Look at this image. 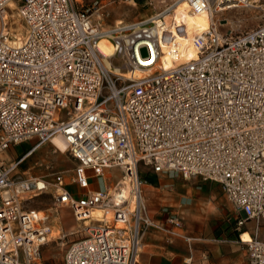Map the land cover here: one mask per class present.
Wrapping results in <instances>:
<instances>
[{
	"label": "built area",
	"instance_id": "built-area-1",
	"mask_svg": "<svg viewBox=\"0 0 264 264\" xmlns=\"http://www.w3.org/2000/svg\"><path fill=\"white\" fill-rule=\"evenodd\" d=\"M186 2L195 13L264 12V0ZM176 3L105 27L97 2L83 9L74 0H0V264H42L51 241L65 246L63 264H137L147 232L158 227L145 210L141 168L219 184L243 215L235 230L247 263L264 264V240L242 231L245 220H264V22L222 34L214 21L193 38L195 60L162 72L153 61L171 34L164 14ZM14 16L24 28L17 45ZM103 40L112 55L102 52ZM135 68L145 69L140 79L123 74ZM56 136L77 161L70 185L78 193L61 173L22 169ZM25 142L27 153L8 156ZM112 169L120 176L110 191ZM91 177L103 188L90 189ZM46 193L55 208L71 210L76 229H55L51 213L26 205ZM161 213L170 233L180 229L177 212Z\"/></svg>",
	"mask_w": 264,
	"mask_h": 264
},
{
	"label": "crops",
	"instance_id": "crops-1",
	"mask_svg": "<svg viewBox=\"0 0 264 264\" xmlns=\"http://www.w3.org/2000/svg\"><path fill=\"white\" fill-rule=\"evenodd\" d=\"M47 144L50 143L39 146L26 159L25 165L28 166L25 170L32 176H42L51 172L61 173L64 182L74 191L70 180L77 161L68 152L66 153L75 161L70 174L64 173L69 171L53 169L40 175L31 173L30 164L38 151L42 149L41 153L58 151L50 144L53 148L51 150ZM57 144L63 146L59 141ZM24 154L11 156L8 152L11 158H18ZM37 163V161L33 162V164ZM140 172L147 180L143 187L144 200L149 206L158 203L159 207L147 211L158 227L147 232L137 264H248L247 254L239 240V232L235 230V221L243 218V215L236 213L227 202L219 184L199 180H190L191 183L186 184L173 176L154 174L146 168H141ZM47 179L50 177L48 176ZM74 192L78 193L79 190ZM163 207H168L179 214L183 225L181 231L169 232L172 227L166 215L161 213ZM248 221H252L254 225L248 228ZM189 225L194 226V231L190 230ZM242 231L245 232L243 234L245 239L249 236H257L260 240H264L261 237L264 232H261L260 225L254 220H245ZM186 237L190 239L189 242L186 241Z\"/></svg>",
	"mask_w": 264,
	"mask_h": 264
},
{
	"label": "rangeland",
	"instance_id": "rangeland-1",
	"mask_svg": "<svg viewBox=\"0 0 264 264\" xmlns=\"http://www.w3.org/2000/svg\"><path fill=\"white\" fill-rule=\"evenodd\" d=\"M179 0H74L75 6L78 8L86 9L93 2H97L99 5H102L100 9L101 22L105 27L112 26L116 21H122L123 23H132L147 17L153 16L170 5H173L174 2ZM183 8H185V0H181ZM177 3L172 6L171 11L175 8ZM93 11V10H91ZM179 19L185 21L194 31V34L203 33L205 29H209L212 23H216L218 31L222 34L232 33L237 34L243 31H248L252 28H255L261 22H264V12L254 9V8H234L224 11H217L206 13L205 15L198 18V22L194 23V20L191 18H182L179 16L176 24L179 22ZM12 34H21L24 35V28L22 23L18 20L16 16L10 19ZM169 48V49H168ZM165 52L166 62L165 70H170L177 65L182 63H187L192 59L196 58V50L194 48L191 36L187 33H174L172 31V37L168 41V47L163 46ZM177 51L179 54H171L172 52ZM142 55H145V50L142 51ZM161 70V69H160ZM159 72V70H157ZM65 115V112H63ZM31 142H25L20 145H17L9 150L11 156H20L24 154L30 147ZM51 150H53L50 144H47ZM40 150L37 152L35 158L31 162V173L32 174H45L49 171L59 170V171H69L64 172L65 175H68L72 172V169L75 165V161L68 155V153L56 151L55 153H41ZM41 153V154H40ZM37 161V164L33 162ZM46 163H48V168H46ZM28 165H23L22 169H26ZM30 167V166H29ZM90 174V172H87ZM120 176L118 169L111 170V178L106 180V186L112 187L116 183L117 179ZM181 183H191V181H183L180 177H174ZM74 191L77 190L76 186H73ZM89 188L96 190L102 188V182L97 178L89 179ZM146 213L149 209H157L158 203L153 206H149L148 203L144 200ZM26 205L38 211H48L51 213V221L55 229H62L70 231L71 229L77 228V223L74 220L72 212L69 208L59 207L55 208L53 206V199L50 193L41 194L36 197H33L31 200L26 202ZM174 211V210H173ZM148 215V213H147ZM179 215V214H178ZM149 218L150 215H148ZM153 220V218H151ZM214 222V221H212ZM254 223L248 221L247 227H252ZM261 227V232H264V220L259 222ZM190 226V230L194 231V226ZM206 226V225H204ZM183 229L181 225L179 231ZM150 231V230H149ZM56 233L53 234V236ZM264 234V233H262ZM75 236H71L72 240ZM264 239V235H261ZM65 252V246H62L55 241H51L46 246L42 248L41 262L42 264H63V256Z\"/></svg>",
	"mask_w": 264,
	"mask_h": 264
},
{
	"label": "bare ground",
	"instance_id": "bare-ground-1",
	"mask_svg": "<svg viewBox=\"0 0 264 264\" xmlns=\"http://www.w3.org/2000/svg\"><path fill=\"white\" fill-rule=\"evenodd\" d=\"M177 2H178L177 5L175 6V8L170 13H167L166 12L164 14V17H165V25H166L167 28L169 27V30H170L171 34H168L166 36V41L163 43V46L165 45V46L168 47V41L172 37V31L174 33L180 32V33H187V34H189L191 36L192 42H193V38L196 35L202 34V33H199V34H196L195 35L194 34V31H192L193 28H191L189 25H187L185 23V21H183L182 19H179V22L176 24L179 16H181L182 18H187V17L188 18H191V19L194 20V23H197L198 22V18L201 17V16H203V15H205L207 12L208 13H211V12H217L219 10H221V11L227 10L225 8H219V9H215V10L202 11V12H199V13H195V12H192L190 10L189 5L186 2V0H185V3H186L185 8H183L182 1L181 0H179ZM229 9H231V8H229ZM207 30H208V28L205 29L204 32L207 31ZM13 36H14L13 41L15 43L12 42L11 44H15V45L19 44L20 41L22 40V35L19 33V34H15ZM163 46L161 48V51L162 52L157 55V58H154V61L153 62L155 64V67L160 68L162 72H168L171 69L170 70H165L166 57L164 55L165 52L163 50ZM99 47L101 48L102 52L106 56L112 55V53H113L112 52V47H111V45H110L109 42L103 40L100 43ZM171 54H179V53L177 51H175V52H172ZM195 59H192V60H195ZM192 60H190V61H192ZM182 64H185V63H182ZM179 65H181V64H179ZM179 65H177V66H179ZM174 68H176V67H174ZM174 68H172V69H174ZM143 72H145V69L135 68L134 70H132V72L130 74L128 72H125L123 74L125 76L130 77V78H133V79H140L144 75ZM57 141H59L63 146L60 147L57 144ZM52 143H53V145L56 147V149L58 151H60L62 153H64L66 151V148H67L66 143L64 142V140L61 137H59V136L54 137L52 139ZM102 188H103V185H102ZM108 190L111 191L112 190V187H108ZM93 215L96 216V217H102L103 216L102 215V212L99 211V210L98 211H95L93 213ZM118 226H121V224H118Z\"/></svg>",
	"mask_w": 264,
	"mask_h": 264
}]
</instances>
